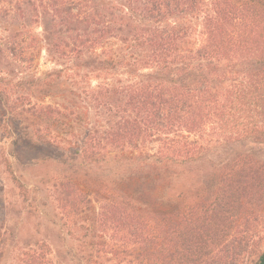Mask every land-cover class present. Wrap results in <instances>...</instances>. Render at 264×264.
I'll return each instance as SVG.
<instances>
[{
	"label": "trees",
	"instance_id": "1",
	"mask_svg": "<svg viewBox=\"0 0 264 264\" xmlns=\"http://www.w3.org/2000/svg\"><path fill=\"white\" fill-rule=\"evenodd\" d=\"M0 19L19 26L0 65L35 62L39 24L63 65L5 118V169L24 190L13 162L35 132L98 166L91 190L76 169L53 190L72 215L99 204L85 260L264 264V0H0ZM21 264L56 263L42 243Z\"/></svg>",
	"mask_w": 264,
	"mask_h": 264
},
{
	"label": "rangeland",
	"instance_id": "2",
	"mask_svg": "<svg viewBox=\"0 0 264 264\" xmlns=\"http://www.w3.org/2000/svg\"><path fill=\"white\" fill-rule=\"evenodd\" d=\"M17 28L18 23L0 19V44L5 43ZM34 30L42 39L43 46L35 62L32 65L19 62L0 65V76L3 78L0 81V96L9 95V99L1 97L0 100V226L3 230L1 264H21L23 253L42 243L49 246L56 264H126L111 254L91 260L83 258L82 241L87 238V223L83 220H95L100 210L98 203H83L81 212L72 215L64 211L55 200L54 184L72 171L80 173L79 182L84 191L91 190L83 180L88 179L90 184L93 183L99 169L96 164L83 162L66 146L44 141L35 132L31 147L28 145L23 149L19 159L13 162L16 175L25 185L24 190L15 185L5 169L4 160L10 150V143L15 138L14 133L9 131L5 118L15 111L14 107L23 116H28L30 107L38 102L37 99L30 100L28 97V94L36 92L34 87L37 81L46 80L48 73L63 67L62 61L53 62L46 52L42 25L35 26ZM50 100L47 98L45 102ZM90 114L93 117L94 110H90ZM32 121L30 125L34 123ZM36 128L38 127L33 124V129ZM247 148L241 144L234 147L238 152ZM112 239L116 240L114 237ZM114 245L115 242H112L111 246Z\"/></svg>",
	"mask_w": 264,
	"mask_h": 264
}]
</instances>
